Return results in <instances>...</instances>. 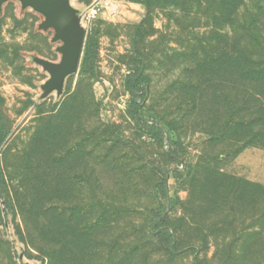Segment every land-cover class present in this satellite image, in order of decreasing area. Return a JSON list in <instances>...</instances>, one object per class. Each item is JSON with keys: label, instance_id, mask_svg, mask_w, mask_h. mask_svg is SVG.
<instances>
[{"label": "rangeland", "instance_id": "obj_1", "mask_svg": "<svg viewBox=\"0 0 264 264\" xmlns=\"http://www.w3.org/2000/svg\"><path fill=\"white\" fill-rule=\"evenodd\" d=\"M70 3L96 6L91 59L44 101L33 57L58 62V43L18 2L0 10V264H264V81L228 57L227 1ZM140 66L162 144L125 89Z\"/></svg>", "mask_w": 264, "mask_h": 264}, {"label": "trees", "instance_id": "obj_2", "mask_svg": "<svg viewBox=\"0 0 264 264\" xmlns=\"http://www.w3.org/2000/svg\"><path fill=\"white\" fill-rule=\"evenodd\" d=\"M228 3L231 34L233 42H237L238 48L228 55L233 63L240 64L238 72L245 76L247 80L258 79L264 81V0H226ZM148 9V8H147ZM91 59V48L85 42L82 50L80 67L85 68ZM145 81L142 74V66L137 68L125 80V89L130 94L131 108L138 119L148 116L152 123L147 128L153 138L159 143H163V131L157 126L155 114L145 110L143 102L145 99L142 93L141 84ZM5 134L0 136V147L5 139ZM169 145H174L169 150L168 156L171 161H177L178 142L168 138ZM4 186V179L0 170V192ZM163 196L166 197V180L160 183ZM163 209V207H161ZM152 217V231L173 253L175 250V238L166 226L165 217L159 209L149 211Z\"/></svg>", "mask_w": 264, "mask_h": 264}, {"label": "water", "instance_id": "obj_3", "mask_svg": "<svg viewBox=\"0 0 264 264\" xmlns=\"http://www.w3.org/2000/svg\"><path fill=\"white\" fill-rule=\"evenodd\" d=\"M8 2H18L22 10L30 9L39 14L42 21L38 24V30L52 32L50 42L58 43L55 51L60 56L59 61L33 57V62L48 75L41 85L39 100L44 101L53 94L60 97L66 79L77 72L81 61L85 40L82 23L86 9L79 11L73 8L70 0H0V10Z\"/></svg>", "mask_w": 264, "mask_h": 264}, {"label": "built area", "instance_id": "obj_4", "mask_svg": "<svg viewBox=\"0 0 264 264\" xmlns=\"http://www.w3.org/2000/svg\"><path fill=\"white\" fill-rule=\"evenodd\" d=\"M95 7L96 6H92L91 10L86 12L85 17H86V15H89V13H91V11L94 13Z\"/></svg>", "mask_w": 264, "mask_h": 264}]
</instances>
